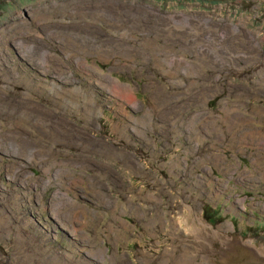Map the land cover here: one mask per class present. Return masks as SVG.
<instances>
[{"label": "rangeland", "instance_id": "374dc122", "mask_svg": "<svg viewBox=\"0 0 264 264\" xmlns=\"http://www.w3.org/2000/svg\"><path fill=\"white\" fill-rule=\"evenodd\" d=\"M263 171L264 0H0V264H224Z\"/></svg>", "mask_w": 264, "mask_h": 264}, {"label": "bare ground", "instance_id": "6f19581e", "mask_svg": "<svg viewBox=\"0 0 264 264\" xmlns=\"http://www.w3.org/2000/svg\"><path fill=\"white\" fill-rule=\"evenodd\" d=\"M180 21V20H179ZM176 22V21H175ZM178 22V21H177ZM181 23V22H180ZM187 25V24H186ZM194 26V25H193ZM188 30V29H187ZM190 33V32H189ZM189 40V39H188ZM195 40H196V38H195ZM189 42V41H188ZM101 57V56H100ZM189 63V62H188ZM185 67H186V65H185ZM184 68V67H183ZM189 68V67H188ZM185 69V68H184ZM189 69H186V71H188ZM190 71V70H189ZM193 70H191V72H192ZM196 71V70H195ZM189 73V72H188ZM187 73V74H188ZM170 74H172V73H170ZM197 74H198V72H197ZM188 75H190V74H188ZM119 85H121L119 82H117ZM132 90V89H131ZM133 92V91H132ZM251 131V130H250ZM249 131V132H250ZM253 131V130H252ZM261 133V132H260ZM255 159V161H256V158H254ZM257 163V162H256ZM261 176H264V171L261 173ZM243 178V177H242ZM155 200H156V195L155 194H153V193H151L150 194ZM150 196V197H151ZM230 197V196H229ZM158 198V197H157ZM158 200H159V198H158ZM239 200V199H238ZM241 204V203H240ZM70 207L71 206H73L74 204L70 201ZM184 208H186V207H184ZM183 210V209H182ZM193 211V210H192ZM195 211V210H194ZM191 212V211H190ZM65 213V212H64ZM63 213V214H64ZM170 213V212H169ZM194 213V212H193ZM196 214V213H195ZM184 215V214H183ZM190 216V215H189ZM197 217V216H196ZM185 218V217H184ZM200 218V217H199ZM66 219V218H65ZM67 219H69V220H71L72 221V217L71 216H69L68 215V218ZM180 221V220H179ZM190 221V220H189ZM192 221V220H191ZM172 223V222H171ZM164 225V224H163ZM177 225V224H176ZM179 225H180V223H179ZM178 225V226H179ZM195 225V224H194ZM175 226V225H174ZM196 226V225H195ZM172 227V226H171ZM192 227H194V226H192ZM188 228V227H187ZM186 228V229H187ZM208 228V227H207ZM180 229V228H179ZM177 230V229H176ZM189 230V229H188ZM195 230V229H194ZM193 230V231H194ZM192 231V232H193ZM197 231V230H196ZM214 231V230H213ZM216 231V230H215ZM195 232V231H194ZM217 232V231H216ZM189 233V232H188ZM197 233V232H196ZM218 233V232H217ZM175 234V233H174ZM203 234V233H202ZM185 235V234H184ZM214 235V234H213ZM187 236V235H186ZM197 236V235H196ZM198 237V236H197ZM208 237V236H207ZM219 237V236H218ZM226 237V236H225ZM204 238V237H203ZM230 238V237H229ZM209 239V238H208ZM227 240V239H226ZM232 240V239H231ZM190 241V240H189ZM199 241H200V239H199ZM194 242V241H193ZM207 242V241H206ZM233 242V241H232ZM251 242V241H250ZM195 243V242H194ZM198 243V242H197ZM209 244L211 243V242H208ZM223 243V242H222ZM238 243V242H237ZM249 243V242H248ZM207 244V243H206ZM205 243H204V245H206ZM190 245V244H189ZM193 245V244H192ZM197 245V244H196ZM203 245V246H204ZM211 245V244H210ZM230 245H231V243H230ZM238 245V244H237ZM254 245V244H253ZM200 246V245H199ZM248 246V245H247ZM233 247V246H232ZM252 247V246H251ZM189 248V247H188ZM247 248V247H246ZM185 249V248H184ZM230 250V249H229ZM233 250V249H232ZM257 251H258V253L256 254V253H254V251H252V250H250L249 248H247V253L245 254V256L243 257V255H244V253L243 254H239L240 252L238 251V252H232V254L235 256L234 258H229V255L227 254V252L224 250V255H222V257H223V261H224V259H225V257H226V255L228 256L227 257V262H226V260H225V263H232L233 264V261H234V259L235 260H237L236 259V256H238L240 259L242 258L243 260H245L244 262H241L240 264H247V263H249L251 260H250V258H248L249 256H252V257H254L255 255H258V254H260V255H263L264 256V247H263V245H261L259 248H257L256 249ZM246 251H244V252H246ZM174 252V251H173ZM192 252V251H191ZM194 253H195V251H194ZM222 253V252H221ZM167 256V255H166ZM198 256V255H197ZM203 256H205V255H203ZM225 256V257H224ZM186 257V256H185ZM256 258H259V259H262V257H260L259 255H258V257H256ZM177 259V258H176ZM181 259V258H180ZM228 259H230L231 261H229ZM193 260V259H192ZM207 261V260H206ZM237 261H239V260H237ZM258 261V260H257ZM168 262V261H167ZM178 262V261H177ZM193 262V261H192ZM240 262V261H239ZM163 263V262H162ZM191 263V262H190ZM197 263V262H196ZM210 263V262H209ZM214 264V263H213ZM215 264H218L217 262H215ZM252 264H253V262H252Z\"/></svg>", "mask_w": 264, "mask_h": 264}, {"label": "water", "instance_id": "95a60500", "mask_svg": "<svg viewBox=\"0 0 264 264\" xmlns=\"http://www.w3.org/2000/svg\"><path fill=\"white\" fill-rule=\"evenodd\" d=\"M242 237V236H241ZM243 238V237H242ZM249 241H251V242H249L250 244H252V240H249ZM235 245H237V244H235ZM235 245H233V247H228L227 249H226V252L230 249H232L233 248V251L235 250ZM248 247V246H247ZM250 250H252V251H254V253H256L257 254V250H255L254 248H251V247H248ZM232 251V252H233ZM258 255L260 256V257H262V259H259V258H256V257H258ZM258 255H255L254 257H252V256H249L248 258H250V262L249 263H247V264H252V262H253V264H264V256L263 255H260V254H258ZM245 256V254L243 255V257ZM225 257V256H224ZM227 255H226V257H225V260H226V262H227ZM230 258V257H229ZM236 258H237V260H239V261H237V260H235L234 259V261H233V264H240L241 262H244L245 260H243L242 258L240 259L238 256H236ZM229 261H231L230 259H228ZM258 260V261H257ZM245 264V263H244Z\"/></svg>", "mask_w": 264, "mask_h": 264}, {"label": "flooded vegetation", "instance_id": "af4514ba", "mask_svg": "<svg viewBox=\"0 0 264 264\" xmlns=\"http://www.w3.org/2000/svg\"><path fill=\"white\" fill-rule=\"evenodd\" d=\"M224 264H232V263H225V260H224Z\"/></svg>", "mask_w": 264, "mask_h": 264}]
</instances>
